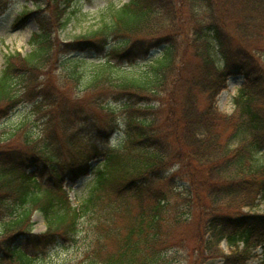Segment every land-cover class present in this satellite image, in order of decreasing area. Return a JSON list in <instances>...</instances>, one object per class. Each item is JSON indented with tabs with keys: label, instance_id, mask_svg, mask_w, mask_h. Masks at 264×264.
Returning a JSON list of instances; mask_svg holds the SVG:
<instances>
[{
	"label": "trees",
	"instance_id": "trees-1",
	"mask_svg": "<svg viewBox=\"0 0 264 264\" xmlns=\"http://www.w3.org/2000/svg\"><path fill=\"white\" fill-rule=\"evenodd\" d=\"M26 1L15 23L36 20L32 49L0 71V264H36L83 231V258L64 264H247L258 247L264 264V0H128L64 41L74 0ZM41 69L57 84L37 82ZM234 75L228 114L217 96ZM80 112L92 122L53 120ZM85 176L74 205L67 185Z\"/></svg>",
	"mask_w": 264,
	"mask_h": 264
},
{
	"label": "rangeland",
	"instance_id": "rangeland-1",
	"mask_svg": "<svg viewBox=\"0 0 264 264\" xmlns=\"http://www.w3.org/2000/svg\"><path fill=\"white\" fill-rule=\"evenodd\" d=\"M128 0H74L70 8L67 10L68 22L62 29H58L56 35L60 41L70 40L78 33L84 32L92 26H96L100 21L102 12L109 5L121 6ZM28 6L34 9L32 2L26 0H0V71L4 66L6 55L15 51L21 52L25 55L32 49V36L38 30V24L34 18H30L25 24H16V17L22 12L23 7ZM49 6V5H48ZM112 45L114 43H111ZM158 55V50L152 51L150 55L144 60L136 62L134 65H129L127 62L122 63L126 72H136L142 69L147 61H151ZM67 56L71 58H84L90 62H95L99 58H95L93 54L87 52H70ZM66 55L64 56V58ZM56 68V64L53 65ZM53 68V67H52ZM48 69H41L37 82H44L49 84H57V77L52 69L47 75ZM37 72V73H38ZM55 75V77H54ZM243 81L242 76L231 77L227 81V87L221 91L217 96V106L219 111L224 113H231L234 108V97L237 94L238 88ZM34 99H26L25 102L9 117L10 121L14 124L18 123L22 118L26 117L31 110ZM38 117V120H36ZM44 113L35 115V121L28 123V128L32 131H38L43 119ZM57 124H67L70 126H86L92 122L91 116L83 114H65L60 115L58 118L53 119ZM109 143L117 144V139L122 136V133H115ZM91 182V176L81 178L78 183L70 190V198L74 205L84 198L87 192V186ZM260 211L264 210V203L259 206ZM34 222L33 231L41 232L45 230V222L41 214L34 213L32 216ZM85 226V225H82ZM85 231L77 235L71 242L64 244H56L53 246L45 247L39 253L36 264H64L67 262L76 263L84 256V248L86 247ZM222 247L227 251L226 243H222ZM259 255L257 258H251L247 264H258L262 259V248L258 247L255 250ZM185 255H179L183 259ZM192 260V259H191ZM203 264H223L219 258H212Z\"/></svg>",
	"mask_w": 264,
	"mask_h": 264
}]
</instances>
